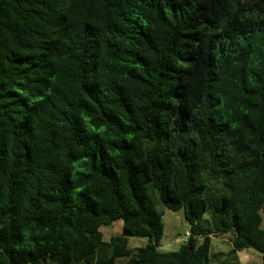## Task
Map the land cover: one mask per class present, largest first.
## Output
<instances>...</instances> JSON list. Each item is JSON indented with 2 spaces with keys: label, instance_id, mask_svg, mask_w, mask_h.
<instances>
[{
  "label": "trees",
  "instance_id": "16d2710c",
  "mask_svg": "<svg viewBox=\"0 0 264 264\" xmlns=\"http://www.w3.org/2000/svg\"><path fill=\"white\" fill-rule=\"evenodd\" d=\"M263 213L264 0H0V264H264Z\"/></svg>",
  "mask_w": 264,
  "mask_h": 264
},
{
  "label": "rangeland",
  "instance_id": "374dc122",
  "mask_svg": "<svg viewBox=\"0 0 264 264\" xmlns=\"http://www.w3.org/2000/svg\"><path fill=\"white\" fill-rule=\"evenodd\" d=\"M161 207H159L160 209ZM163 236L160 240L158 249L161 252L176 251L180 244L186 238V231H188V224L184 220L182 211L173 212L163 207ZM264 215V213H263ZM262 226L264 227V221ZM104 239H109L111 235L120 234L122 231V222H113L110 226H102L100 228ZM231 234L212 236L210 249V264H217L220 260L227 257V253L231 248ZM147 243L146 238L129 237L128 246L133 250L138 246H144ZM231 264L235 260L228 258ZM237 259L240 263L262 264L261 255L254 249L246 248L237 252ZM124 262L120 261V264Z\"/></svg>",
  "mask_w": 264,
  "mask_h": 264
},
{
  "label": "built area",
  "instance_id": "2783aa9c",
  "mask_svg": "<svg viewBox=\"0 0 264 264\" xmlns=\"http://www.w3.org/2000/svg\"><path fill=\"white\" fill-rule=\"evenodd\" d=\"M186 235H188V232L186 231Z\"/></svg>",
  "mask_w": 264,
  "mask_h": 264
},
{
  "label": "crops",
  "instance_id": "0c3cea01",
  "mask_svg": "<svg viewBox=\"0 0 264 264\" xmlns=\"http://www.w3.org/2000/svg\"><path fill=\"white\" fill-rule=\"evenodd\" d=\"M106 240H108V239H106Z\"/></svg>",
  "mask_w": 264,
  "mask_h": 264
}]
</instances>
